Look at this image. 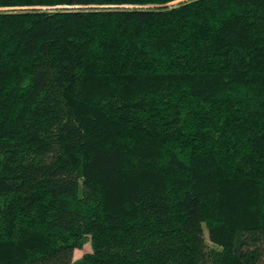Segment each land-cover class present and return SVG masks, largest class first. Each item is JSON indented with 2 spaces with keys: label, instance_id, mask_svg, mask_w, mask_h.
<instances>
[{
  "label": "trees",
  "instance_id": "trees-1",
  "mask_svg": "<svg viewBox=\"0 0 264 264\" xmlns=\"http://www.w3.org/2000/svg\"><path fill=\"white\" fill-rule=\"evenodd\" d=\"M88 236L77 264H264V0H0V264Z\"/></svg>",
  "mask_w": 264,
  "mask_h": 264
},
{
  "label": "rangeland",
  "instance_id": "rangeland-1",
  "mask_svg": "<svg viewBox=\"0 0 264 264\" xmlns=\"http://www.w3.org/2000/svg\"><path fill=\"white\" fill-rule=\"evenodd\" d=\"M2 9H5V8H2ZM205 238H206L207 242L211 245L210 241L208 240L207 233H205ZM91 251H92L91 238H90V236H88L87 240L83 244V247L75 250L74 259H73L74 263L73 264H77L78 261L82 258V256L84 254L90 253Z\"/></svg>",
  "mask_w": 264,
  "mask_h": 264
}]
</instances>
